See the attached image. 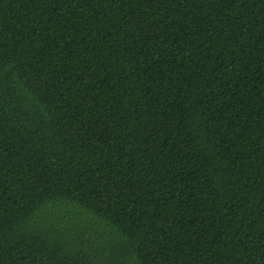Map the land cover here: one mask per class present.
<instances>
[{
    "label": "trees",
    "instance_id": "1",
    "mask_svg": "<svg viewBox=\"0 0 264 264\" xmlns=\"http://www.w3.org/2000/svg\"><path fill=\"white\" fill-rule=\"evenodd\" d=\"M0 264H264V0H0Z\"/></svg>",
    "mask_w": 264,
    "mask_h": 264
}]
</instances>
